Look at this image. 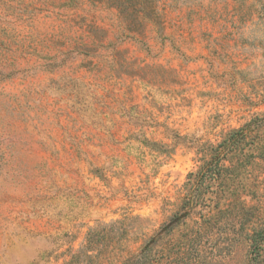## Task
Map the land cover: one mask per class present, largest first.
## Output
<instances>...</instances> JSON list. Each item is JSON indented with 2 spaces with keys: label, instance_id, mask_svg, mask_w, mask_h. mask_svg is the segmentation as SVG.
Wrapping results in <instances>:
<instances>
[{
  "label": "rangeland",
  "instance_id": "1",
  "mask_svg": "<svg viewBox=\"0 0 264 264\" xmlns=\"http://www.w3.org/2000/svg\"><path fill=\"white\" fill-rule=\"evenodd\" d=\"M248 122L226 212L189 206V173ZM248 225H264V0H0V264H123L150 239L164 264H249Z\"/></svg>",
  "mask_w": 264,
  "mask_h": 264
},
{
  "label": "trees",
  "instance_id": "2",
  "mask_svg": "<svg viewBox=\"0 0 264 264\" xmlns=\"http://www.w3.org/2000/svg\"><path fill=\"white\" fill-rule=\"evenodd\" d=\"M252 123L253 122H248L241 128L234 130L216 146H210L208 149L213 152L210 159L204 162L198 171L189 173L187 181L183 186L185 192L184 201L187 202L189 206L194 209L197 207L209 209L212 204L213 210H217V214L226 212L228 206L224 209H220L219 205L220 203L226 205V201L224 200L226 196V193H224L226 186L224 182L232 176V173L230 169L225 166L224 162L242 149L244 142L247 140L248 135H250ZM209 190L213 191L214 196L212 198H207L206 196ZM210 213L211 210L208 211L207 214L201 216V221H195L194 226L184 234L183 243L177 245V253L179 255H182L184 250H188V248H191V252H194L193 250L195 246H197L196 241L204 238L207 233L213 232L215 224L214 218L209 216ZM184 222L185 220L182 223ZM167 230L168 228L165 231ZM244 234L246 240L249 242L248 263L264 264V225H248L244 230ZM160 241L161 240L152 242V239H150L149 242L141 248L138 254L127 258L124 260L123 264H164L161 262L163 248L155 249V251L153 248ZM186 246H188V248H186ZM186 264L189 263L187 262Z\"/></svg>",
  "mask_w": 264,
  "mask_h": 264
}]
</instances>
